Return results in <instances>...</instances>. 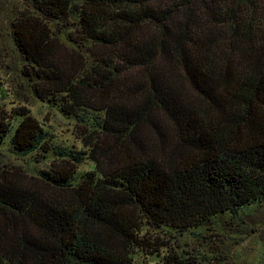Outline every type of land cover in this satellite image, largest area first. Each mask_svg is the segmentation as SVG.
Masks as SVG:
<instances>
[{
    "label": "trees",
    "instance_id": "1",
    "mask_svg": "<svg viewBox=\"0 0 264 264\" xmlns=\"http://www.w3.org/2000/svg\"><path fill=\"white\" fill-rule=\"evenodd\" d=\"M31 6L11 22L23 77L88 129L87 149L31 183L0 170V264H149L141 252L166 243L144 228L182 235L264 206V0ZM11 118L0 104V142L52 151L38 119Z\"/></svg>",
    "mask_w": 264,
    "mask_h": 264
},
{
    "label": "rangeland",
    "instance_id": "2",
    "mask_svg": "<svg viewBox=\"0 0 264 264\" xmlns=\"http://www.w3.org/2000/svg\"><path fill=\"white\" fill-rule=\"evenodd\" d=\"M32 0H0V80L5 94L0 99L6 116L17 126L19 119L13 120L16 111L24 108L39 120L48 132V154H21L11 144L9 138L0 142V170L14 173L21 179L38 181L41 170H48L60 162L61 152L70 148L85 151L81 135L86 127L76 118L64 115L52 103L39 99L26 78L23 77V56L12 36L11 22L20 10L32 8ZM94 167L89 158L78 165L77 181ZM148 232V233H146ZM143 233L166 243L159 255L141 252L142 261L159 264L165 257L178 255L180 264H264V206L251 209L238 217L218 216L213 223L205 224L201 230L182 235H169L144 228ZM183 262V263H182Z\"/></svg>",
    "mask_w": 264,
    "mask_h": 264
}]
</instances>
